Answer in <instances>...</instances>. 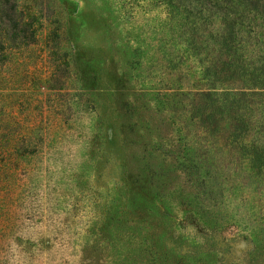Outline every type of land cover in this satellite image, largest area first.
Instances as JSON below:
<instances>
[{
	"label": "rangeland",
	"instance_id": "obj_1",
	"mask_svg": "<svg viewBox=\"0 0 264 264\" xmlns=\"http://www.w3.org/2000/svg\"><path fill=\"white\" fill-rule=\"evenodd\" d=\"M19 4L36 38L0 22V264H264V174L172 96L199 83L181 11L223 3Z\"/></svg>",
	"mask_w": 264,
	"mask_h": 264
},
{
	"label": "trees",
	"instance_id": "obj_2",
	"mask_svg": "<svg viewBox=\"0 0 264 264\" xmlns=\"http://www.w3.org/2000/svg\"><path fill=\"white\" fill-rule=\"evenodd\" d=\"M217 1L223 7L216 9L212 23L189 22L187 13L181 11L184 17L180 35L185 51L199 58V83L195 87L179 85L185 91H172V96L182 98L189 120L203 133L227 141L232 151L240 152L249 169L264 174V43L255 58L243 38H251L254 31L253 38L264 41V0ZM26 8L25 13L19 0H0V22L5 23L6 40L18 39L27 44L36 38L34 11ZM211 9L212 4L205 2L200 12ZM244 10L247 16L249 11L254 14L252 19L259 20L258 27L249 28L253 26L242 17Z\"/></svg>",
	"mask_w": 264,
	"mask_h": 264
}]
</instances>
